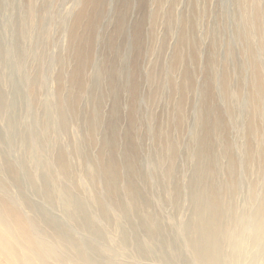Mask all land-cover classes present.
<instances>
[{"label": "rangeland", "instance_id": "374dc122", "mask_svg": "<svg viewBox=\"0 0 264 264\" xmlns=\"http://www.w3.org/2000/svg\"><path fill=\"white\" fill-rule=\"evenodd\" d=\"M32 9L37 24L31 27L22 19ZM262 18L264 0H0V90L6 102H12L11 83L19 77L9 66L11 41L17 43L14 55L25 52L22 68L33 81L31 87L18 85L21 98L4 118L14 117L18 132L30 127L38 141L35 166L25 149L8 147L0 122V182L10 192L3 199L12 200L23 220L34 217L41 237L30 230L29 243L15 219L8 227L0 224V264H89L72 245L81 237L72 223L40 199L18 195L19 185L5 171L9 166L18 169L21 185L34 179L52 189L53 205L60 203L59 189L84 202L100 236L93 256L109 264H158L159 253L192 264L176 228L189 222L196 205L188 199L191 182L221 187L233 221L243 220L250 199L254 205L264 199V51L257 55L259 70L250 57L264 42L258 35ZM251 27L254 37L246 43ZM29 91L33 108L23 123ZM58 97L74 108L63 128L51 113ZM60 156L67 176L60 173ZM101 159L116 171L113 195L103 188ZM128 182L152 217L150 225L141 226L140 207L129 205ZM98 196L106 221L91 206ZM109 199L117 205L107 206ZM28 203L41 205L44 217ZM57 225L71 238L56 233ZM241 231L240 225L226 230L223 258L255 264L264 247L248 251L251 241Z\"/></svg>", "mask_w": 264, "mask_h": 264}, {"label": "bare ground", "instance_id": "6f19581e", "mask_svg": "<svg viewBox=\"0 0 264 264\" xmlns=\"http://www.w3.org/2000/svg\"><path fill=\"white\" fill-rule=\"evenodd\" d=\"M89 1L93 2L95 5H100L104 0ZM262 20L264 19L262 18ZM22 23L24 25L30 24L31 27L34 25L36 26L37 23L35 19V10L32 9L28 16L22 19ZM252 27L248 31V33L245 34L246 43H250L252 37H254V34L252 33L254 29ZM258 35L259 38L263 39L264 31H258ZM21 36L22 38H27L28 35L26 33L22 34ZM16 45V42L11 41L10 46H8L6 51H10V53L12 54L10 56L11 58L9 59V66L17 72V75L19 77L17 81H12L11 83L12 102L10 104L6 102V96L3 91L0 90V122L3 121L5 127L7 128L6 142L8 147H15L14 149L16 152L21 149H25L28 154H30V157L34 159V165L36 166L37 160L35 151L38 146V141L35 138L34 132L31 131L30 127H26V130H24L23 132H18L17 129H15L17 128L16 119L12 117L5 120L4 118L5 109L10 108L12 110V113L15 112L17 101L21 98V95L18 91V85L23 84L28 87H31V85H33L32 79L23 71L22 68V60L25 56V52L23 51L22 53H16L15 55L12 52V49L16 47ZM261 51H264V42L262 40L258 42L257 49L255 51H252V53L250 54L251 60L253 61L254 66H257V69L259 68L258 66L261 64L257 55ZM114 80L115 78L112 73L110 79L111 86L114 84ZM7 82L8 81L4 79V85L9 83ZM74 83L79 82L76 81ZM31 95L32 93L29 91L23 96V100L25 101L23 123L25 122L26 116L29 114V112H31L33 108ZM51 113L53 115L55 114L59 121V127L63 128V124L65 123V121L63 120L64 117H66L67 115H72V113H74V108L72 104L67 103L62 98L58 97L55 102V105L52 108ZM21 122V120H18L19 125L21 124ZM95 127L96 121H91L90 128H93V130H95ZM9 134L12 135V138L8 137ZM14 149L12 150L14 151ZM14 156L16 157V155ZM100 156L102 157L101 154ZM100 163L101 166L99 167H102L103 169H101L105 172L103 174H105L104 182H106V188H103L107 194L113 195L117 190V182L115 183L117 178L116 171L113 168L111 169V167L109 166L110 162L107 163L104 161V159H101ZM60 165L62 168L60 170V173L64 176H67V174H65L66 172L64 171L66 169V165L63 156H60ZM199 167L200 166H198L197 169ZM5 171H7L8 177L11 179V181L15 183L14 186L17 187L19 185L18 195H20L22 198H24V196H26V198L28 196H32V198L34 199L35 197L40 199L41 201H43L45 207L48 206L50 208L56 209L65 219V221L72 223V229L77 230L81 236L80 242L74 240L72 241V245L74 247H79L81 251L88 256V259L86 258V261L89 264H109L102 260L97 261V259L93 256H97V252L94 250L93 245L95 243H99L100 236L99 233L93 229L91 220L86 217V213L88 212V210L84 202L78 200L75 197L76 195L72 193L67 194L65 189H59L58 194H60L61 196H58V198L60 199V203L59 205H53L51 204L52 189H50L49 187H45V185H38L34 179H27V184L21 185L20 182L22 181V179L20 178L19 171L17 168H15V166H9L7 167V169L5 168ZM22 176L26 177L23 174ZM197 177V174H194L193 179H197ZM194 183L191 182L189 184L190 189L187 190L188 199H191V201L196 204L193 209V213L188 223L179 222L176 226L177 235L180 237L183 245L187 246L190 249L189 252L192 264H230V261H226L223 258L224 253L222 243L225 239L226 230L236 225H240L242 228L241 233L243 234V240L249 239L251 241L248 251L252 248L256 250L260 246L261 248L264 247V199L260 201L257 205H254L255 199L251 198L249 201L250 207L244 215V219L239 221H233L232 203L229 202L227 204L224 202L221 194V187L209 185L207 187L201 188L199 184ZM235 186L236 185H234V188ZM233 192L235 191H229L230 194ZM3 195L9 197L10 192L8 186L4 184V182H0V224L8 227L10 225V221H14L15 219L17 221V225H19L18 228L20 232L28 236L29 243L33 242V240L29 237L30 230L35 231V233L39 235V229L37 228L38 226L34 217H29L26 221L23 220V218L18 214L16 207L11 202L12 200L10 199L11 201H9L8 198L6 199L8 202L5 201ZM124 195L127 198L129 205L140 207V209L138 208L139 210H137L136 217L139 219L141 226L150 225L153 221L152 217L142 210L143 205L140 204L143 203L141 201L138 202L141 199L137 198L138 203L136 202V196H138V194L134 187L130 184V182H128L126 186H124ZM61 197H63V199ZM106 205L116 206L117 204L114 200L109 199L106 202ZM91 206L101 210L100 216L102 219L105 220V213L101 209L105 206V202L102 201V198L99 196L92 197ZM28 207L30 210H33V212L39 217H44L41 215L42 210L44 209L41 205L33 206L28 203ZM48 219H50V217H47V220ZM57 227L58 228H56L55 230L56 233L64 235L65 237H69V235L66 233L67 231L65 228H63L61 225H57ZM147 236L149 237V239H152L154 237V233L147 232ZM248 251H246V253ZM159 255L160 256H156L158 264H177L176 260L175 262H172L171 256H164L161 253H159ZM175 258L177 259V254H175ZM242 261L245 260L243 259ZM246 261L249 264H252V261H249L248 258ZM260 261H263L264 264V256H261L259 259H256L255 264H261ZM245 264L247 263L245 262Z\"/></svg>", "mask_w": 264, "mask_h": 264}]
</instances>
